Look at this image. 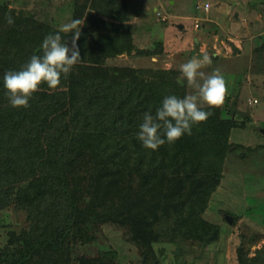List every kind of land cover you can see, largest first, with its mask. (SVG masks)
Here are the masks:
<instances>
[{
  "label": "trees",
  "instance_id": "16d2710c",
  "mask_svg": "<svg viewBox=\"0 0 264 264\" xmlns=\"http://www.w3.org/2000/svg\"><path fill=\"white\" fill-rule=\"evenodd\" d=\"M87 16L91 26L77 40L81 60L56 89L41 84L28 107L14 108L4 74L21 70L59 28L0 2V210L17 203L29 220L28 228L10 230L0 264H125L114 249L73 253V243L92 241L103 223L124 227L140 264L157 260L153 244L162 239L204 244L217 236L200 212L220 178L236 121L205 107L212 115L191 135L145 148L137 132L143 114L155 115L169 96L167 71H109L105 58L130 51L131 33ZM60 34L71 46L72 36ZM238 250L239 263L249 264L252 258Z\"/></svg>",
  "mask_w": 264,
  "mask_h": 264
},
{
  "label": "rangeland",
  "instance_id": "374dc122",
  "mask_svg": "<svg viewBox=\"0 0 264 264\" xmlns=\"http://www.w3.org/2000/svg\"><path fill=\"white\" fill-rule=\"evenodd\" d=\"M205 1L117 0L109 4L105 0H0L15 12L57 28L79 19L83 31L91 26L86 18L90 13L97 22L100 19L118 30L129 29L133 48L106 57L104 65L109 71L120 67L166 70L171 82L168 94L180 98L192 91L181 78L180 65L208 54L212 63L201 71L211 74L220 70L227 86L224 102L218 107L220 115L236 121L228 132L230 147L221 163L220 178L200 212L208 226L217 230V236L204 244L157 241L153 244L156 261L240 264L241 248L244 256L252 258L249 264H264V34L258 33L264 27L248 24L256 13L263 16L264 0H207L210 7L206 9ZM245 9L250 13H244ZM238 10L240 17L235 15ZM69 34L72 36L74 30ZM194 37L200 38L197 44ZM237 109L249 113L242 116ZM26 215L17 203L0 210V247L9 239L10 230L29 227ZM94 233L90 242L73 243V253L93 256L114 249L125 264L144 262L121 225L103 223Z\"/></svg>",
  "mask_w": 264,
  "mask_h": 264
},
{
  "label": "clouds",
  "instance_id": "9594fccd",
  "mask_svg": "<svg viewBox=\"0 0 264 264\" xmlns=\"http://www.w3.org/2000/svg\"><path fill=\"white\" fill-rule=\"evenodd\" d=\"M9 25L14 23L11 16L6 18ZM82 21L73 19L63 24L55 34H48L41 42L38 54H33L29 62L19 71H8L3 76L9 103L12 107H28L29 98L46 83L49 89H56L60 78L70 73L81 60L77 40L81 32ZM71 46L62 42L60 33L73 32ZM42 53V54H39ZM208 54L202 58L193 57L180 65L181 78L186 81L192 91L182 98L169 95L163 98L156 108L155 115L151 111L143 114L139 125L137 139L147 149L156 150L164 143L172 144L182 135H191L193 125L206 121L212 115L204 108L220 107L227 94L226 81L219 69L205 74L201 69L211 65Z\"/></svg>",
  "mask_w": 264,
  "mask_h": 264
},
{
  "label": "crops",
  "instance_id": "0c3cea01",
  "mask_svg": "<svg viewBox=\"0 0 264 264\" xmlns=\"http://www.w3.org/2000/svg\"><path fill=\"white\" fill-rule=\"evenodd\" d=\"M207 1V0H206ZM210 7V4H209V6L207 7V8H209ZM244 13H250V9L248 10V9H245L244 10ZM244 13H243V15H244ZM264 13V12H263ZM260 13H256V15H255V19L254 20H250L249 21V23L248 24H251V26H252V28H254V27H264L263 26V20H264V14H262L263 16H261L260 17V15H259ZM235 15H237L238 17H240V11L238 10L236 13H235ZM255 23H256V25H255ZM253 25H254V27H253ZM259 34H261V33H263L264 34V28L263 29H261L260 28V30H259V32H258ZM261 36V35H260ZM195 38V37H194ZM198 39H200V38H198L197 37V40ZM215 54V53H214Z\"/></svg>",
  "mask_w": 264,
  "mask_h": 264
},
{
  "label": "water",
  "instance_id": "95a60500",
  "mask_svg": "<svg viewBox=\"0 0 264 264\" xmlns=\"http://www.w3.org/2000/svg\"><path fill=\"white\" fill-rule=\"evenodd\" d=\"M194 40H195V42H196V44H197V41H198V40H197V37H195ZM237 112H238L240 115H242V116H247L248 113H249L247 110H244V111H243V110H240V109H239V110L237 109ZM262 130L264 131V128H262ZM227 218H228L229 221L231 220L230 216H228ZM145 264H157V261L154 260L153 263H145Z\"/></svg>",
  "mask_w": 264,
  "mask_h": 264
},
{
  "label": "built area",
  "instance_id": "2783aa9c",
  "mask_svg": "<svg viewBox=\"0 0 264 264\" xmlns=\"http://www.w3.org/2000/svg\"><path fill=\"white\" fill-rule=\"evenodd\" d=\"M203 6L206 9L209 6V3L207 1H205L204 4H203Z\"/></svg>",
  "mask_w": 264,
  "mask_h": 264
}]
</instances>
